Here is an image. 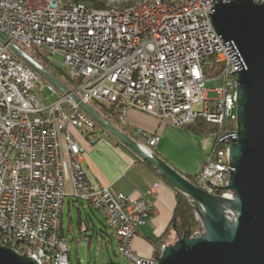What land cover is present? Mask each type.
<instances>
[{
	"label": "built area",
	"instance_id": "1",
	"mask_svg": "<svg viewBox=\"0 0 264 264\" xmlns=\"http://www.w3.org/2000/svg\"><path fill=\"white\" fill-rule=\"evenodd\" d=\"M220 1L231 0H150L127 15L88 16L82 8L0 0V32L14 45L22 42L21 50L41 67L44 57L52 62L60 56L72 81L67 86L92 106L112 108L115 122H126L136 108L179 127L198 120L215 124L220 147L212 148L192 180L215 194L229 183V147L237 138V131L226 128L237 116L234 69L246 68L234 41H214L211 16ZM216 79L222 86H206ZM47 93L59 98L46 104L41 96ZM71 128L93 140L103 129L70 94L0 41V244L40 264H72L61 229L70 183L73 198L105 214L121 255L132 264H154L134 246L138 228L155 213V186L147 196L130 199L94 184ZM160 139L155 134L142 146L152 150Z\"/></svg>",
	"mask_w": 264,
	"mask_h": 264
},
{
	"label": "water",
	"instance_id": "2",
	"mask_svg": "<svg viewBox=\"0 0 264 264\" xmlns=\"http://www.w3.org/2000/svg\"><path fill=\"white\" fill-rule=\"evenodd\" d=\"M224 41H234L246 68L237 72V138L229 147V183L210 193L167 160L147 150L94 106L83 101L48 69L33 62L0 32V41L94 118L106 131L148 162L193 203L202 230L187 229L164 245L154 264H264V2H218L211 16ZM221 190L231 196L221 195ZM0 264H40L0 244Z\"/></svg>",
	"mask_w": 264,
	"mask_h": 264
},
{
	"label": "crops",
	"instance_id": "3",
	"mask_svg": "<svg viewBox=\"0 0 264 264\" xmlns=\"http://www.w3.org/2000/svg\"><path fill=\"white\" fill-rule=\"evenodd\" d=\"M116 125L142 145H148V137L155 134L160 135V142L156 147H152V151L167 160L185 176L199 173L206 162L207 155L203 156L198 151L196 138L200 134L194 133L187 127L175 126L168 120L159 119L136 108L129 110L126 122H116ZM71 133L83 146L82 164L89 179L94 184H101L110 187L114 191L123 192L130 199L147 196L150 188L155 186L156 193L150 196L155 213L147 219L145 224L138 228L135 238L137 255L147 259L154 258V247L150 243L149 237L160 236L168 227L177 201V189L171 186L155 168L143 161L129 148L119 144L118 139L105 129L100 131L96 140H93L89 134L75 128H71ZM67 185L71 187L70 183H67ZM70 193L71 190L65 199L69 206L70 220L66 228L63 218L64 236L68 239L70 237L71 239H77V241L87 237L89 244L93 239L103 241L104 238L101 234L92 228L96 224L92 216L89 218L88 212L89 227L83 223L81 229L78 228V232L86 231L82 233L80 238L75 236L72 209L76 206L78 217L82 216L81 205L83 201L73 198ZM84 208L86 210L85 206ZM107 230L112 233L111 229ZM89 231L91 233L86 234ZM113 237L117 241L116 236ZM106 238H109V235Z\"/></svg>",
	"mask_w": 264,
	"mask_h": 264
},
{
	"label": "trees",
	"instance_id": "4",
	"mask_svg": "<svg viewBox=\"0 0 264 264\" xmlns=\"http://www.w3.org/2000/svg\"><path fill=\"white\" fill-rule=\"evenodd\" d=\"M75 1H78V2H83L84 1V2L92 3V0H75ZM94 4L96 6H99L98 3H94ZM35 57H38V56L36 55ZM41 61H42V64L44 65V67L46 69H48L53 74H55L66 85L72 87V81L69 80V77L67 76V73L64 70V68L55 67L54 63L51 62L46 57H44ZM93 106L97 110H99L102 114H104L109 120H111L112 122L116 123L114 118L112 117L113 116L112 115V112H113L112 108H108V107H106L105 105H103V104H101L99 102H93ZM186 127L188 129H190L191 131H193L194 133L201 134V135L212 134L218 128L215 124L208 123V122L201 121V120H198V121H196V122H194L192 124H189ZM235 127H236L235 123L228 124L226 126V128L228 130H235ZM117 142L119 144H123L119 140H117ZM213 147H220V146H218L216 139L214 141ZM143 161H145V160H143ZM146 163L149 164L148 162H146ZM195 176H196V174L195 175L191 174V175H188L186 177L192 182V180L194 179ZM171 186H173V185L171 184ZM90 208L93 209L92 206H90ZM89 216H90L89 218H91L90 214H89ZM83 223L86 226L89 227L88 218H83L82 216H79L78 217V228L79 229H81ZM92 228L96 229V232L101 234V236L104 238L103 244L106 245V247L109 249V244L112 243L113 238H114L113 236L115 235L114 232H112V233L110 232L109 233L108 230H107V225L104 224V223H103L102 227H98L97 225H95ZM189 228H191L193 232L201 231L202 230V225H201V222H200V220H199V218H198V216L196 214V211H195V208L193 206V203L190 201V199L185 194H183V193H181L180 191L177 190V201H176V205H175V208H174L172 219H171L168 227L166 228V230L160 236L149 237V241L152 244V246L154 247L153 257L157 258L161 254L162 247H163L164 244H169L171 242H175ZM61 229H62V234L64 235V233H63V221H62ZM85 231L86 230L81 231V232L84 233ZM107 235H109V238H106ZM19 250L23 251V249H19ZM115 254L117 256L120 253L117 250L115 252ZM108 264H120V262H115L113 259H110V262Z\"/></svg>",
	"mask_w": 264,
	"mask_h": 264
},
{
	"label": "rangeland",
	"instance_id": "5",
	"mask_svg": "<svg viewBox=\"0 0 264 264\" xmlns=\"http://www.w3.org/2000/svg\"><path fill=\"white\" fill-rule=\"evenodd\" d=\"M52 62L54 63V66L57 68L64 67L60 56H55ZM206 86L209 88H219L220 86H222V80L221 79L208 80L206 82ZM209 96L210 97L217 96V93L210 92ZM41 97H42V100L46 104H48L54 100H57L59 98V95L58 94L51 95L50 93H47L46 97L44 96H41ZM194 107L200 108V105L197 104ZM235 112H237V109L235 110ZM196 140H197L198 151L203 156H205V155H208L212 151L213 144L215 141V135L214 134H205V135L200 134V135H197ZM70 190H71V187L67 185L66 191L70 192ZM84 206L86 207V210ZM81 207L83 210L82 211L83 218H87V212H88L93 217L95 224L98 227H102L104 223L107 225V229H110V226L108 225L105 214L100 209H97V208L91 209L87 205L86 202H83ZM72 210H73V228L75 231L74 233L77 238H80L82 233L78 232V209L75 206ZM63 218H64L65 227L67 228L69 220H70L69 206H68L67 201L64 202ZM87 233L89 234L91 233V231L86 232V234ZM68 240L72 248V252H71L72 264H108L110 262V259H113L115 262H120V264H132V262L126 257H124L123 255L118 254L116 256L115 252L118 250V247H117V241L115 238H113L112 243L109 244V249L106 247V245L103 244V241L101 239H93L91 244H89L87 237H83V239H79L78 241L77 239H71L70 237Z\"/></svg>",
	"mask_w": 264,
	"mask_h": 264
},
{
	"label": "bare ground",
	"instance_id": "6",
	"mask_svg": "<svg viewBox=\"0 0 264 264\" xmlns=\"http://www.w3.org/2000/svg\"><path fill=\"white\" fill-rule=\"evenodd\" d=\"M18 2H43V4H60V6L68 8H82L86 10L88 16H110V15H127L132 11H139L144 8L150 0H92L89 2H78L75 0H14ZM232 1V0H231ZM260 3L259 0H253ZM94 3H98L96 6ZM212 35L214 41H222V37L217 33L212 24ZM15 45L22 49V42H15ZM243 68L234 69V77H238L237 72ZM233 102L237 103V88L233 89ZM237 116H235V124ZM237 131V126L235 127ZM235 139H231V144ZM230 170V168H229ZM230 174V173H229Z\"/></svg>",
	"mask_w": 264,
	"mask_h": 264
}]
</instances>
